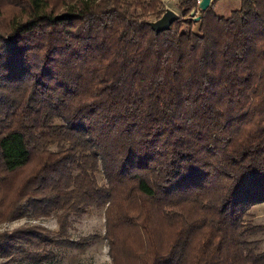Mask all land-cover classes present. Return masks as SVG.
<instances>
[{
	"label": "trees",
	"instance_id": "16d2710c",
	"mask_svg": "<svg viewBox=\"0 0 264 264\" xmlns=\"http://www.w3.org/2000/svg\"><path fill=\"white\" fill-rule=\"evenodd\" d=\"M195 1L154 32L160 0H0V223L57 225L0 231V255L83 249L98 235L68 216L102 206L111 264H264L243 219L264 202V0Z\"/></svg>",
	"mask_w": 264,
	"mask_h": 264
},
{
	"label": "rangeland",
	"instance_id": "374dc122",
	"mask_svg": "<svg viewBox=\"0 0 264 264\" xmlns=\"http://www.w3.org/2000/svg\"><path fill=\"white\" fill-rule=\"evenodd\" d=\"M237 0H216L212 12L216 16H226L230 10L237 7ZM175 9V7L173 6ZM177 10V9H175ZM179 14V12L177 11ZM196 25L193 26V30ZM48 148L54 149V143ZM96 182H104L101 172L94 173ZM103 207H86L82 214H69L67 224V235L71 239L78 236L94 233L98 235L83 249L62 248L50 243H45L37 239H30L14 242L6 251L5 255H0V264H111L106 254L105 240L102 238L103 232ZM55 212L48 216H40L31 213L29 210H22L18 217L0 223V231H10L12 228L28 225H40L51 231L56 230ZM247 225H257L258 230L246 237V241L253 243L254 252L259 253L264 250V202H258L246 209L243 216ZM155 237L158 245L164 248L170 230L164 225L156 226ZM136 245L142 246L143 240L135 236Z\"/></svg>",
	"mask_w": 264,
	"mask_h": 264
},
{
	"label": "water",
	"instance_id": "95a60500",
	"mask_svg": "<svg viewBox=\"0 0 264 264\" xmlns=\"http://www.w3.org/2000/svg\"><path fill=\"white\" fill-rule=\"evenodd\" d=\"M209 2L210 0H198L196 3L198 10L205 9ZM178 17L179 14L174 9L165 7L157 18L147 21V24L152 31L159 32L167 29L170 23ZM198 18L197 14L193 19L197 20Z\"/></svg>",
	"mask_w": 264,
	"mask_h": 264
},
{
	"label": "built area",
	"instance_id": "2783aa9c",
	"mask_svg": "<svg viewBox=\"0 0 264 264\" xmlns=\"http://www.w3.org/2000/svg\"><path fill=\"white\" fill-rule=\"evenodd\" d=\"M173 1L174 0H160V4H161V9H162V11H163V9L165 8V7H169V8H172V9H174L173 8ZM197 1L198 0H196L195 1V6H193L190 10H189V12H188V15L191 17V18H194V16L196 15V13H197V11H198V8H197V5H196V3H197ZM176 9V8H175ZM174 9V10H175ZM176 12H177V10H175Z\"/></svg>",
	"mask_w": 264,
	"mask_h": 264
}]
</instances>
